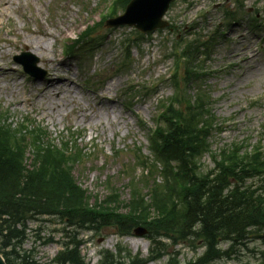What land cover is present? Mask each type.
I'll return each mask as SVG.
<instances>
[{
  "label": "rangeland",
  "instance_id": "obj_1",
  "mask_svg": "<svg viewBox=\"0 0 264 264\" xmlns=\"http://www.w3.org/2000/svg\"><path fill=\"white\" fill-rule=\"evenodd\" d=\"M114 1L0 0V66L7 69L0 76V110H6L10 122L18 124L27 118L39 124L47 139L55 143L70 138L69 133L78 135L76 144L86 155L74 169L76 182L99 199L107 195V186L127 199L126 181L120 172L132 162L130 150L139 148L144 155L149 154L148 132L140 120L153 126L159 105L170 101L173 89L167 78L174 73V57L183 51L181 38L196 41L214 37L215 42L208 46V59L202 64L203 73L209 74L198 82L200 88L190 86L185 96L193 102L198 92L208 91L215 123L227 121L220 131H211V150L232 143L242 145L245 140L244 145H264V0H174L165 16L170 29L141 34L129 26L98 28L92 34L98 40L94 49L80 59H64L67 66L61 71L72 88V101L50 114V101L29 93L30 85L47 81V76L32 80L10 61L14 55L27 52L38 60V68L50 73L33 52V43L39 41L48 57L56 61L61 56L57 43L67 38L66 44L89 22L97 23ZM232 12L235 22L228 23L226 13ZM65 30L69 34L63 37L60 33ZM43 33L48 36L43 37ZM131 85H136V90L128 92ZM150 85L152 93L141 89ZM98 94L105 98L100 100ZM202 164L204 171L213 167L207 156ZM136 172L141 174L138 169ZM63 226L60 220L49 217L27 222L24 251L19 253L28 252L38 264H53L52 259L62 249ZM77 234L87 264H99L103 252L114 255L118 248L121 251L114 258L124 264L130 258L143 259L156 252L148 239L133 232L122 237L115 229L103 228ZM132 242L141 244L136 247ZM194 242L172 245L160 240L164 247L157 252L161 255L150 264H168L171 257L177 264L194 261L203 252L201 243ZM263 250L261 242L252 241L247 249H237L233 261L205 264L256 263Z\"/></svg>",
  "mask_w": 264,
  "mask_h": 264
},
{
  "label": "trees",
  "instance_id": "obj_2",
  "mask_svg": "<svg viewBox=\"0 0 264 264\" xmlns=\"http://www.w3.org/2000/svg\"><path fill=\"white\" fill-rule=\"evenodd\" d=\"M190 54L188 49L186 56ZM185 67V85L200 80L201 75L193 71L190 62ZM183 100L184 107L167 109L163 128L149 140L152 160L146 162L150 163L146 174H158L160 183L153 180L144 184L143 188L148 189L142 194L143 189L136 188L132 179L123 210V201L115 191L89 203L90 197L72 175L80 153L67 144L61 148L49 143L45 146L42 142L47 137L40 129L31 128L23 133L24 138H18L17 132L0 125V249L20 244L25 221L39 215L58 216L76 229L116 228L123 235L135 227L146 228L147 239L156 252L151 251L147 260L133 259L128 264H144L160 257L157 251L164 247L160 239L173 244L187 239L201 241L203 255L187 264L230 259L233 248L219 250L220 241L244 247L249 239H260L264 232V190L262 185L251 189L245 181H262L264 149L259 145L252 150L232 145L219 152L211 151L208 139L214 120L207 108L209 97L203 93L197 94L193 102L185 97ZM173 101L181 105L179 100ZM28 148L32 162L25 164ZM205 154L214 165L206 171L200 164ZM136 161L143 160L137 156ZM74 234L70 233L65 249L55 258L59 264H85ZM101 264L124 263L105 254ZM168 264L177 262L172 257Z\"/></svg>",
  "mask_w": 264,
  "mask_h": 264
},
{
  "label": "bare ground",
  "instance_id": "obj_3",
  "mask_svg": "<svg viewBox=\"0 0 264 264\" xmlns=\"http://www.w3.org/2000/svg\"><path fill=\"white\" fill-rule=\"evenodd\" d=\"M64 33H67L66 30L64 31ZM42 35L43 37L48 36L47 33H43ZM33 44H34L33 52L39 56V58L42 61L41 63L43 65L48 66L51 72L48 73L47 81L39 85L38 84L30 85L31 89H29V93L30 94L36 93L42 99L50 101L49 104L50 114L53 115L61 110V106L67 104L69 101H72V88L66 84L68 82V78H66L61 71L67 65L66 64L63 65L64 64L63 61L54 63L53 59L48 57L44 49V46L39 41H35ZM233 55L235 54L232 53L231 56ZM248 61L249 60H246L244 58L245 63H247ZM4 71H6V69L0 66V76L6 74ZM103 99H104L103 97H100V100ZM183 105H185V103H183ZM131 244L137 247L141 243L132 242Z\"/></svg>",
  "mask_w": 264,
  "mask_h": 264
},
{
  "label": "water",
  "instance_id": "obj_4",
  "mask_svg": "<svg viewBox=\"0 0 264 264\" xmlns=\"http://www.w3.org/2000/svg\"><path fill=\"white\" fill-rule=\"evenodd\" d=\"M170 2L171 0H135L127 8L125 19L120 24H132L142 32L162 28L165 23L161 22V18ZM117 24L119 23H116L115 26ZM135 233L137 235L144 234L140 230H136ZM0 264H4L1 257Z\"/></svg>",
  "mask_w": 264,
  "mask_h": 264
}]
</instances>
